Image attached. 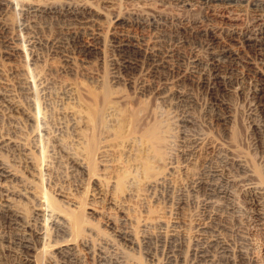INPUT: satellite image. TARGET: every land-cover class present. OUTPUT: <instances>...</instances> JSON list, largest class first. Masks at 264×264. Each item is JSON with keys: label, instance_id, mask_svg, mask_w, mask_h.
Masks as SVG:
<instances>
[{"label": "bare ground", "instance_id": "1", "mask_svg": "<svg viewBox=\"0 0 264 264\" xmlns=\"http://www.w3.org/2000/svg\"><path fill=\"white\" fill-rule=\"evenodd\" d=\"M189 1L181 0L184 6ZM53 2L0 0V98L4 103L0 106V264H85L87 257L81 256L77 246L78 237L85 234V217L73 209L75 213L70 209L69 213L63 206L67 203L49 194L44 181L49 184L51 179L44 175L49 172L48 176L55 174L63 182L76 181L92 174L95 161H104L101 148L105 146H99L97 139L106 110L113 106L111 90L121 87L128 90L131 101L154 104L141 136L134 128L139 126L135 113L118 124L121 130L131 126V135L126 133L131 142L144 141L153 154L155 162L145 164L143 177L154 198L173 204L169 169L187 167L200 149L210 156L202 174L193 175L186 188V202L200 199L205 218L194 246L195 263L245 264L249 239L244 229L239 232L238 245L221 234L245 225L240 195L250 197L259 226L264 228V177L249 151L253 144L245 149L234 133L238 115L243 116L239 102L247 101L244 75L237 74L244 65L262 83L250 97L255 113L250 114L249 124L255 149H264V117L257 118L258 113L264 116V59L243 60L233 48L251 49L264 58V27L232 36L234 47L230 49L220 47L218 36L208 31H192L183 40L185 29L166 19L118 18L111 27L87 3ZM161 109L178 118L179 149L173 145L171 129L164 126ZM80 120L89 135L80 128ZM48 140L59 145L67 163L53 166L51 155L56 150L49 153ZM74 142L75 148L69 149ZM22 163L36 172L41 187L32 185L17 169ZM20 200L32 206L31 215L17 209ZM183 201L179 198L176 206H185ZM172 234H158L164 237L160 242L169 246L168 264L183 260L184 242ZM85 238L83 248L94 264H126L104 242L98 243V252L93 254L92 238Z\"/></svg>", "mask_w": 264, "mask_h": 264}, {"label": "rangeland", "instance_id": "2", "mask_svg": "<svg viewBox=\"0 0 264 264\" xmlns=\"http://www.w3.org/2000/svg\"><path fill=\"white\" fill-rule=\"evenodd\" d=\"M25 1L28 3H35V1L38 2L39 0ZM48 1H54L53 3L59 2L58 4H64L68 1H71V3L73 2L72 4L74 5L87 3L91 7H93L95 11L101 13L103 17L102 21H104V23L107 25L109 22V25L111 24V27H114L118 18L144 21L147 19L155 20L156 18L166 19L167 21H170L173 26L176 24V27L180 28L182 26L181 28L185 29V31L188 30V34L185 31L182 32L184 33L181 36V39L183 40H187L190 36L189 34L192 31H208L210 34H215L218 36L220 47H227L230 49L231 47H234V43L231 42L232 36L235 37L246 35L256 31L258 28L264 27V0H190L189 3L191 5L189 4V6H184L181 0ZM253 5H258V9H255ZM172 20L174 21L172 22ZM233 49L239 51L240 57H242L243 60H251L252 58L256 60L264 59L263 57L258 56V53H256V51L251 49L243 50V48L240 46H235V48ZM238 72L239 73L237 74L239 76L242 77L244 75V83H246L243 84V86H245L246 88L245 95L247 97H245L248 102H239L240 106L243 104V107H240V110H242L243 113L239 110L241 114H243V116H241L240 114V116L238 115V120L234 125L236 127H234V133L236 134L235 137L237 136L236 139L239 140V143L241 142L240 144L245 147V149H248V146L250 147L253 144V148L251 147L252 149L249 151L251 155H253L254 153V165L256 166V168L258 167L257 169L264 177V149H255L254 135L249 124L251 123L250 114L255 113L252 110H255L253 106L254 104H251L252 102L254 103V101L251 100V98H253L252 93L255 89L258 88V86L262 87V83L260 79L254 76V74L250 73L244 65L239 67ZM115 90L112 88L110 96L111 100H109V102L112 103L111 105L113 106H110V109L107 108L105 113L106 116L104 115V119L102 121L103 123H101L102 128H100V130H102L100 132L103 135H101L100 133L99 138L97 139L100 143L99 145L97 141L99 146H105L101 149H103V151L105 152L104 161H107H105V163L104 161L100 160H97V162L95 161L96 167L94 164L92 168L94 171L91 170L92 174L88 175L89 179L86 178L87 176H83L76 181L64 180L63 182V180H60V178L57 176L58 174H56L57 177H53L55 174L52 175L51 173V177L48 176L50 175V173L47 172L48 174L45 173L44 178L46 177V180H51L49 181V184L46 183L47 181H44V184H46L44 185L46 186L45 189L47 191L48 189H50L49 194L51 193V196H55L54 199H58L65 204L67 203L66 205L63 204V206L66 209L68 208L69 213V209H73L74 211H76V214L80 212V215H84V221L87 224L85 223V231H83L86 235L82 232V235L78 237L79 241L77 239L76 240L78 243L77 246H80L78 247V250L80 251L81 256H83V258L85 256L87 257L84 258L85 264H94V262L90 260L91 256L89 255V251H85L86 248H83V238L87 236H89L90 239L92 238L90 241L92 242V245L94 246L92 247L94 249L100 243L102 245L104 243H107L108 246L106 245V247H109L108 249L115 255L119 256L122 261H124V263L126 262V264H168L169 253L167 251H169V246L167 245V249V246L164 243L160 242V240L164 242V237L160 239L158 237V234L159 236H164L165 234L171 233H174L172 235H175V239H182L181 241L184 242L183 249L181 250V253H183V262L180 261V263L176 264H197L195 263L196 258H194V246L196 244V240L202 232L205 218L202 214V208H200L202 207L200 199H196V201L193 200V204L192 201L186 202L188 201L186 188L188 187V184L190 182L189 179H191L193 175L202 174L210 156L206 151L200 149L197 151L195 157L187 167H183L182 165L181 167L176 168L173 171L169 169L168 173L167 171L163 172L165 174L167 173V175L169 173L171 174L169 177V184L171 187L170 191L173 192L171 201L174 202L173 204L175 206L171 203H165L162 199L154 198L151 189H149L147 185L145 186L146 176L144 173L145 164L148 166V163L154 164L155 162V160H153V154L148 152L146 148L147 145L144 144V141H138L135 142V144L134 142H131V137L129 135L127 136V134L131 135L132 129L130 125H128L130 126V129L129 127H126L123 130L119 129L118 125L124 120H129L130 116L134 115L135 113V115L137 116L136 125L139 124V126H135L134 128L137 129L136 135L138 134V136H141V130L143 129L144 131L145 126L148 123L147 119L149 120L151 112L154 108V104L151 101H131L130 99L132 98L129 97L128 90L124 89L123 87L115 88ZM112 95H116V98H113L114 96L112 97ZM124 97L128 100L124 99ZM234 97L233 99L235 101H240L239 97ZM116 100L118 103L116 102ZM122 100L123 102L120 103V101ZM1 104L3 105L4 103L0 98V106ZM99 108L102 107L100 106ZM137 111H139L140 113ZM162 111L164 110L161 109L160 117H162L161 119L163 120V122H165L164 126L167 127L168 125V129H171L169 131L172 132V135L175 139V141L173 139V145L175 146V149H179L182 144L179 141V131L181 128L179 127L180 125H178V118H176V116L174 115H171L172 117L170 115L167 116V114L169 113L167 111ZM137 113L140 114L139 116L141 117H139ZM162 114L164 116H162ZM52 117L53 115H51V117L49 116L50 119ZM263 117L264 116L262 114H257L258 121L260 118V120H262ZM79 122H83L82 124L79 123L80 128H86V123L84 121L80 120ZM140 122L142 125L140 124ZM81 125L83 126L81 127ZM84 131L85 134L87 133L86 135H89V131L87 129H84ZM134 132L136 131L134 130ZM49 142L51 141L48 140L46 143L47 145H49L47 147L49 149V153L51 154V152L56 150V152H53V154L51 155L56 159L55 160L53 157L51 158L52 160L54 159L53 164H55L52 165L57 167L61 161L67 163V159L65 158L64 154H60L59 145H57V147L55 146V144L57 143L53 142L52 144H50ZM67 144L69 145L70 143L68 142ZM74 144L75 142L71 143L72 146H67L69 149H72L73 146V148H75V146L77 145ZM51 145L55 147H52ZM49 147H52V149H50ZM76 149L78 150V148ZM80 150L78 152H82L83 154V150L81 152ZM147 154L149 155L147 156ZM177 157L176 160L178 161V163H181V158L178 155ZM151 160H153V162ZM26 164L27 163H22L19 166L17 165V169L19 168L20 172L24 174L23 176L29 179L28 181H30L31 179L30 182L32 185H35L36 187V184L39 183L38 185L40 186V182H37L39 181V177H36V172H34L31 167L28 168L27 166L29 165L26 166ZM162 169H164L163 171L168 170L163 167ZM32 171L33 174L35 173L36 175H33ZM177 198L183 199L185 206L181 205L183 207H177L176 205L178 204H175L178 201ZM239 203H241V211L243 210L240 215L245 216V225H243L244 227L234 226L231 232L227 233V231H223L221 237H224L223 239L229 240L233 244L238 245L241 243L239 232L244 229L243 232L246 233V235L248 234L249 239V242H247L249 261H247L245 264H264V228L259 226L258 219L255 216L253 210L254 207L252 205L250 197L240 195ZM16 205L18 206L17 209L19 208V211H25L24 213H27V215L32 214V206L29 205V203H26L25 200L18 201ZM30 206L32 210H30ZM73 210H71V213L74 212ZM164 230L167 232H165ZM86 232L89 235H87ZM156 238H159L158 241ZM164 246H166V248ZM98 247L95 249V251L92 248V252H94L93 254H97Z\"/></svg>", "mask_w": 264, "mask_h": 264}]
</instances>
